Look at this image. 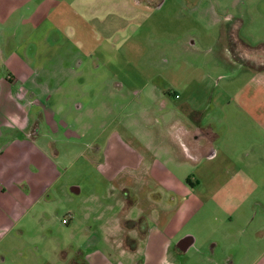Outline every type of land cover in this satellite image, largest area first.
<instances>
[{"label":"rangeland","instance_id":"1","mask_svg":"<svg viewBox=\"0 0 264 264\" xmlns=\"http://www.w3.org/2000/svg\"><path fill=\"white\" fill-rule=\"evenodd\" d=\"M63 1L0 0V79L16 46L42 81L26 88L46 118L32 117L37 147L55 151L57 169L40 173L34 161L27 181L0 182V264H143L142 237L174 216L170 264H247L250 246L264 247L254 237L264 227V64L252 68L264 53V0H162L93 21ZM186 104L215 155L187 162L173 148L163 168L123 160L142 149L127 140L120 150L119 130L166 131L186 122ZM153 167L171 175L150 177Z\"/></svg>","mask_w":264,"mask_h":264},{"label":"crops","instance_id":"2","mask_svg":"<svg viewBox=\"0 0 264 264\" xmlns=\"http://www.w3.org/2000/svg\"><path fill=\"white\" fill-rule=\"evenodd\" d=\"M66 1H70L72 3L71 5L74 7L76 14L86 16V18L88 17L91 21L95 20L97 16H101V19H107L112 13H116L117 15L126 18H134L137 17V15H140L138 13L140 10L139 8H144L143 6H140L141 4H137L135 0H96V3H93L94 0H64L63 2ZM163 4L164 2L157 7L159 8ZM106 6L109 8L107 10H103V7ZM84 7H88V10L93 13L95 12V14L101 13L102 11L103 13L101 15H95L88 14L89 12H87L86 14L87 10L85 11ZM92 7L95 9L92 10ZM146 9L148 8H144V10ZM150 12L152 13L153 11ZM108 25L109 24L107 23V27ZM9 57L8 77L0 79V182H2L4 184L2 186H5L6 188H8L9 185L14 187L20 182L27 181L31 175L30 169H32L34 161H41L43 168L39 171L40 173L47 170L56 172L57 170L54 168L55 165L53 161L56 157L55 151L50 154L44 150V148L37 147L38 140L36 139V135L38 131H36L34 135L32 133L33 124L39 122L32 119L33 115L38 116L40 122L41 120H46L43 110L41 108L36 109V107H38L37 100H35L36 96L35 98H32L33 96L30 98L29 95L31 92L26 88L29 82L37 83L38 87L40 86L42 81L40 77L38 81L39 73L36 69H34L32 63L30 64L28 60L25 58L21 59L17 55L16 46L15 50L10 52ZM2 81L6 82L5 90L2 87ZM171 96H174L175 99H177L176 96H179V99L181 97L178 93H174ZM189 108L190 106L186 104L180 109L185 114L184 116L186 117V122H178V124H175L174 122L169 128H167L166 131H163L161 128H157V126L150 127L143 130L141 137L129 136V138H126L123 136L125 132L119 130V137H117L116 140L119 144H122L119 145L120 150L126 151L127 148L122 141L126 142L127 140L128 142H126V144L129 143V145L133 146L136 143L138 149H142V153L140 152L139 154L134 152L133 155V152H131L133 156L132 158L126 157L127 154L125 153L123 160L129 162L140 159V162H138L141 164L142 159L146 160L147 158L151 161L158 159V165L163 168L161 164L168 165V163L174 162L173 148L177 149V155L185 159L187 162H195L200 160L202 157H210L208 154L211 150L210 144L205 142L207 141V138L201 136L199 125L190 120V113L193 111H189ZM155 117L159 119L157 120V122H159L160 117L162 116H154V118ZM115 133L116 131L113 132L112 136H116ZM112 136L111 138H114ZM192 138L195 139L192 146L201 149L199 153L189 152L187 145L185 144V139L192 140ZM16 148L20 149L18 154L15 155L14 149ZM100 149H102L100 146L96 148V150ZM117 151L118 146L114 148L113 152L116 153ZM213 155H215V152ZM162 168L158 170L153 167V169H150L148 172V175L156 178L157 180L167 179L166 177L171 175V170H164ZM20 169L24 170L20 171ZM2 186H0V190L2 189ZM44 191L46 192L47 188H45ZM175 220H178V218L174 216L171 222L165 225L163 230L158 229L160 231H154V228H150L148 234L149 236L142 237L143 239L145 238V240L147 239V246L144 251L146 258L143 264H170L168 259L172 251V244L168 242V239L175 240L181 233V228L177 226L174 222ZM161 231L168 233L169 237H163L160 233ZM153 232L158 233L154 234ZM190 237L193 238V235ZM254 237L256 240L264 241V227L259 228ZM125 239H127L126 236ZM214 247L216 248L217 246ZM253 247L257 250L254 254ZM159 260H161L160 263H158ZM227 261H229L230 264L231 262L234 263L232 257H228ZM247 261V264H264V247H262L261 244L250 246V255L248 254ZM83 264L91 263L88 259H85Z\"/></svg>","mask_w":264,"mask_h":264},{"label":"flooded vegetation","instance_id":"3","mask_svg":"<svg viewBox=\"0 0 264 264\" xmlns=\"http://www.w3.org/2000/svg\"><path fill=\"white\" fill-rule=\"evenodd\" d=\"M135 1H136L137 4H141L140 6H143L144 8H148V9H152L156 5L158 6V5H160L162 3V0H135ZM259 60H261V61H259ZM259 60H254V59L252 60V68L253 69H256V68H258V67H260L261 65L264 64V57L260 58ZM38 125H39V123H34L33 124V128H32L33 135L37 131ZM181 138H182V136H181ZM194 141H195L194 138H192V140L191 139H185V144L187 145V148H188L189 152H191V153H199L201 151V149L197 148L195 146L194 147L192 146V144H194ZM191 142H193V143H191Z\"/></svg>","mask_w":264,"mask_h":264},{"label":"trees","instance_id":"4","mask_svg":"<svg viewBox=\"0 0 264 264\" xmlns=\"http://www.w3.org/2000/svg\"><path fill=\"white\" fill-rule=\"evenodd\" d=\"M230 36V37H229ZM228 37H229V46L232 48V49H237V43H238V41H237V38H236V36L234 35V34H230V35H228ZM249 50H247V51H250V47L249 46H246ZM262 50H264V47L262 48ZM252 51V50H251ZM247 53H251V52H247ZM258 52H254V54L253 53H251V54H253L252 55V58L254 59V60H259L260 58H262V57H264V53L262 52V53H258ZM259 58V59H258ZM259 61H261V60H259ZM199 114H201L200 112H196V111H193V112H191L190 113V120L192 121V122H195L196 124H198V122H199ZM201 132H204V129H201ZM206 136V135H205ZM207 137V136H206ZM216 137H218V136H215V138ZM214 152H215V149L214 148H212L211 147V150L209 151V155L210 156H213V154H214ZM126 226L128 227V225L126 224ZM73 264H78V263H76V262H74Z\"/></svg>","mask_w":264,"mask_h":264},{"label":"built area","instance_id":"5","mask_svg":"<svg viewBox=\"0 0 264 264\" xmlns=\"http://www.w3.org/2000/svg\"><path fill=\"white\" fill-rule=\"evenodd\" d=\"M176 98L179 99V96H176ZM63 223L64 224H68L69 223V220L68 219H65V220H63Z\"/></svg>","mask_w":264,"mask_h":264},{"label":"water","instance_id":"6","mask_svg":"<svg viewBox=\"0 0 264 264\" xmlns=\"http://www.w3.org/2000/svg\"><path fill=\"white\" fill-rule=\"evenodd\" d=\"M76 191V190H75Z\"/></svg>","mask_w":264,"mask_h":264}]
</instances>
